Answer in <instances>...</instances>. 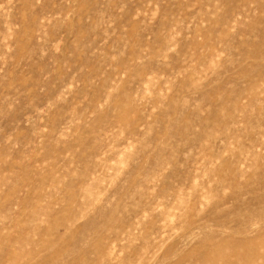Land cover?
<instances>
[{"label": "rangeland", "instance_id": "1", "mask_svg": "<svg viewBox=\"0 0 264 264\" xmlns=\"http://www.w3.org/2000/svg\"><path fill=\"white\" fill-rule=\"evenodd\" d=\"M0 264H264V0H0Z\"/></svg>", "mask_w": 264, "mask_h": 264}]
</instances>
